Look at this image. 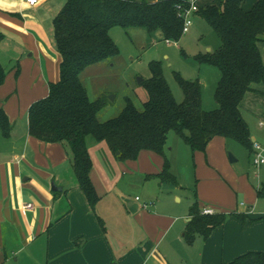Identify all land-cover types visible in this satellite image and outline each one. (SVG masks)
<instances>
[{"label":"crops","instance_id":"1","mask_svg":"<svg viewBox=\"0 0 264 264\" xmlns=\"http://www.w3.org/2000/svg\"><path fill=\"white\" fill-rule=\"evenodd\" d=\"M66 2L39 0L32 6L26 0H0V32L4 35L0 61L7 72L0 87V109L6 111L12 123L10 137L0 133V264H224L251 251L264 252V205H260L258 196L251 197L253 208L237 213L239 219L226 217L208 237L197 233L188 243L185 233L179 238L176 234L173 240L181 246L185 241L190 250L185 248L187 258L182 254L174 257L172 250L176 247L166 238L180 217L165 213L161 194L153 206L141 204L131 223L127 218L130 211L124 210L121 197L111 198L101 183L89 148L93 159L90 176L99 196L92 206L79 186L69 146L44 142L30 134L31 104L48 96L50 84L60 79L54 19ZM259 47L264 57V43ZM208 51L213 52L211 48ZM253 87L256 91L247 92L240 104L244 118L249 111L247 104L258 102L256 96L264 95L263 83ZM250 131L252 141L263 146L264 130L259 131L261 141ZM146 151L151 150H142L136 162L157 153ZM162 170L158 165L148 167L147 176ZM53 185L60 190H54ZM258 187L264 194V184ZM136 200L141 199L136 196ZM28 203L34 207L25 209ZM256 206L261 207L256 210ZM204 207L220 213L210 203H204ZM183 215L187 229L192 216ZM135 230L140 232L138 239L131 237ZM165 242L164 252L160 247ZM192 253H198V262L189 261L194 257Z\"/></svg>","mask_w":264,"mask_h":264},{"label":"trees","instance_id":"2","mask_svg":"<svg viewBox=\"0 0 264 264\" xmlns=\"http://www.w3.org/2000/svg\"><path fill=\"white\" fill-rule=\"evenodd\" d=\"M189 0H67L54 19L55 40L61 57L60 79L52 82L48 96L31 104L29 132L49 143L63 142L72 154V166L80 188L92 206L99 199L90 172L93 159L88 137L105 141L121 159L136 160L142 150L163 154L160 173L148 175L161 182L178 185L165 154L167 137L175 131L194 151H205L216 136L233 138L250 151L254 149L251 131L240 104L254 84H264V57L259 44L264 42V0L251 9L245 0H221L219 4L200 7V14L221 40L220 47L196 59L220 70L215 99L217 108L205 110L202 83L185 79L175 72L184 99L178 102L159 61L150 63L152 76L143 81L149 97L138 107L130 97L116 116L105 121L100 113L107 99L92 101L82 75L90 66L120 54L110 34L114 27H144L159 31L165 41H179L183 36L184 18L179 5L188 7ZM4 35L0 32V42ZM7 72L0 61V87ZM11 120L0 109V133L10 137ZM262 196V190L258 191ZM192 219L185 237L192 243L197 233L208 237L214 228L226 221L224 213L203 214L199 205L190 209ZM224 264H264L263 251H251Z\"/></svg>","mask_w":264,"mask_h":264},{"label":"rangeland","instance_id":"3","mask_svg":"<svg viewBox=\"0 0 264 264\" xmlns=\"http://www.w3.org/2000/svg\"><path fill=\"white\" fill-rule=\"evenodd\" d=\"M255 1L245 0L243 7L251 9ZM220 2L221 0H202L200 7ZM110 34L119 46L120 54L90 66L82 75L92 99H107L100 119L105 121L120 113L127 97L133 99L138 107H143L149 97L143 81L152 76L150 63L153 61L161 62L165 77L178 102L183 101L184 92L175 78V72L181 73L188 80L199 78L202 83L203 108H217L215 91L221 76L220 70L214 65L199 61L196 55L210 53L208 48L216 51L221 40L200 14L192 17L189 31L183 33L179 41L169 40L167 43L159 31H150L144 27H114ZM139 78L143 80L140 81ZM256 97L258 102L247 104L249 111L246 110L245 118L252 133L259 137V131L264 130V126H260V122L264 123V95ZM258 140L261 141V138ZM88 145L101 183L105 185L111 198L121 197L124 210L130 211L127 218L131 223L133 213L141 204L147 202L151 207L157 196L162 195V204H165L167 211L165 213L180 217L176 227L170 230L166 238L168 240L172 241L176 234L178 238L183 237L188 222L183 214H189L191 207L198 203L201 209L204 203H210L218 212L226 214L227 217L236 216L238 219L240 217L237 213H245L255 205L252 196H258L260 205H264V194L259 196L258 193L261 188L258 184H264V168L258 170L253 164V153L233 138L216 136L203 152L194 151L175 131H170L165 154L170 161L171 172L177 177L178 185L162 183L158 178L147 176L148 167L158 165L163 168V154L150 153L153 157L143 156L136 162L132 159H121L111 153L106 143L99 142L92 136L88 137ZM149 152L152 151H146L145 154ZM230 154L236 161L230 160ZM100 187L101 191L102 185ZM174 194H178L182 201ZM136 196L141 200L137 201ZM130 202L134 204L129 205ZM256 207L259 210L261 206ZM133 236L138 239L140 232L135 230L131 233V237ZM172 243L176 247L172 250V255L178 257L182 254L187 258L185 248L190 250L189 245L185 241L183 246L175 240ZM166 245L167 242L160 247L164 252ZM193 255L189 261L198 262V253H192L191 256Z\"/></svg>","mask_w":264,"mask_h":264},{"label":"built area","instance_id":"4","mask_svg":"<svg viewBox=\"0 0 264 264\" xmlns=\"http://www.w3.org/2000/svg\"><path fill=\"white\" fill-rule=\"evenodd\" d=\"M28 4L30 5H36L39 0H26ZM188 7H183L181 5L178 6V8L181 10V15H183L184 18V27H183V33L188 32L190 29V26L192 25V17L197 12L199 8V0H189L188 1ZM167 43H169V40H166ZM254 152H253V162L254 165L257 167H264V148L263 146L255 142L254 143ZM139 198V197H138ZM147 205V204H146ZM34 206L32 203H28L25 205V209H32ZM203 214H215V210L210 207H205L202 210Z\"/></svg>","mask_w":264,"mask_h":264},{"label":"water","instance_id":"5","mask_svg":"<svg viewBox=\"0 0 264 264\" xmlns=\"http://www.w3.org/2000/svg\"><path fill=\"white\" fill-rule=\"evenodd\" d=\"M139 80L142 81L143 79H142V78H139ZM117 154H119V152H117ZM230 160H231L232 162H234V161H236V158H235L232 154H230ZM53 189H54V190H60V188L57 187L56 185H53Z\"/></svg>","mask_w":264,"mask_h":264}]
</instances>
